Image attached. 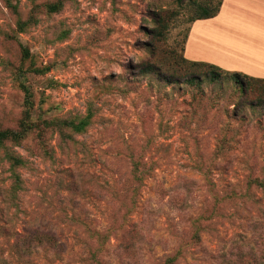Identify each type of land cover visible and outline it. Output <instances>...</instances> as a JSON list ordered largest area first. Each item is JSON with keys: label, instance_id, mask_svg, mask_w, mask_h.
Wrapping results in <instances>:
<instances>
[{"label": "rangeland", "instance_id": "obj_1", "mask_svg": "<svg viewBox=\"0 0 264 264\" xmlns=\"http://www.w3.org/2000/svg\"><path fill=\"white\" fill-rule=\"evenodd\" d=\"M219 1L0 0V264H264V84L183 56Z\"/></svg>", "mask_w": 264, "mask_h": 264}, {"label": "crops", "instance_id": "obj_2", "mask_svg": "<svg viewBox=\"0 0 264 264\" xmlns=\"http://www.w3.org/2000/svg\"><path fill=\"white\" fill-rule=\"evenodd\" d=\"M183 55L264 79V0H223L217 16L191 24Z\"/></svg>", "mask_w": 264, "mask_h": 264}, {"label": "trees", "instance_id": "obj_3", "mask_svg": "<svg viewBox=\"0 0 264 264\" xmlns=\"http://www.w3.org/2000/svg\"><path fill=\"white\" fill-rule=\"evenodd\" d=\"M222 2L223 0H220L217 7L213 10L204 9L203 13L199 15L196 19H194L193 22L196 20H201V19H210V18L217 16L222 6ZM53 8H56V7H53ZM185 60L188 61L187 59ZM191 64L194 67H207V68L213 69L210 73V76H211V79H213L214 81L219 80L222 73L230 76L233 79V81L240 87L242 93L246 96H248L249 91H253L254 84L256 83L264 84V79L253 78L243 73L224 71L215 65L206 64V63H198V62H191ZM151 71H153V67L151 65L149 66L146 65L142 69L143 73H149ZM26 94H27L26 102L28 103V105H30L31 95L29 91H26ZM261 102L263 103L264 100H261ZM62 124L65 126L72 127L77 132H81L87 126V121L83 120V121H80L78 124H75L73 122L64 121ZM19 136H20L19 133L15 131H10V130L0 131V142H4L7 140L17 141L19 139ZM13 161H14V164H19L20 162L19 159H16V158H14ZM18 240L22 241L21 242L22 250L25 251L27 255L30 254L31 251L35 249L36 247L44 246V245L47 247H51L52 249H55V250L63 251L62 243L59 242V240L56 239L55 235L51 232H41L39 230L31 229V230L25 231V234L23 236H19ZM236 248H239L240 250L244 249L243 247H240V246H237ZM239 262H243V261L240 260Z\"/></svg>", "mask_w": 264, "mask_h": 264}]
</instances>
